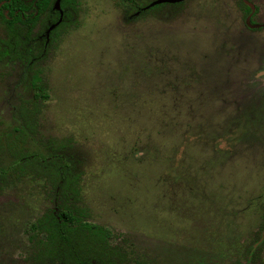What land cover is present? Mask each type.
<instances>
[{"label":"rangeland","instance_id":"374dc122","mask_svg":"<svg viewBox=\"0 0 264 264\" xmlns=\"http://www.w3.org/2000/svg\"><path fill=\"white\" fill-rule=\"evenodd\" d=\"M155 1L80 0L56 49L46 21L0 42V264H33L56 201L17 171L50 158L127 264H264L257 0Z\"/></svg>","mask_w":264,"mask_h":264},{"label":"trees","instance_id":"16d2710c","mask_svg":"<svg viewBox=\"0 0 264 264\" xmlns=\"http://www.w3.org/2000/svg\"><path fill=\"white\" fill-rule=\"evenodd\" d=\"M57 1L0 0V3L4 2L0 17L7 24L21 23L23 27L24 25L31 27L37 24L43 14L50 12V23L57 24L58 27L49 32L46 39L47 48L53 46L56 49L66 29L72 25L71 16L78 11L80 2L59 0L57 10L55 9ZM26 10H32V14L24 18ZM10 24V27H14ZM11 35L13 36L11 39L16 36L13 31ZM26 35L28 37L29 33L24 36ZM40 79V73L35 71L31 81L33 87H37ZM61 144L54 141L52 147L56 151ZM52 147H49L50 152ZM63 147L65 145L61 148ZM24 162L18 170L22 172L32 170L46 177L52 186L56 201V208L45 213L37 221V229L43 238L37 254L32 257L33 264H127L125 252L111 245L109 230L86 220L89 213L80 206L82 174L72 161L69 165L61 164L56 158L44 162L35 163L34 160Z\"/></svg>","mask_w":264,"mask_h":264},{"label":"flooded vegetation","instance_id":"af4514ba","mask_svg":"<svg viewBox=\"0 0 264 264\" xmlns=\"http://www.w3.org/2000/svg\"><path fill=\"white\" fill-rule=\"evenodd\" d=\"M123 1L124 2H128V1L132 2L133 0H128V1L127 0H123ZM157 1H160V0H157ZM157 1H155V2H157ZM3 3L4 2L0 3V10L2 8ZM163 3H171V2H163ZM163 3L154 4L153 6L160 5V4H163ZM241 4L245 8V11L249 12L252 9V6L246 0H241ZM57 5H59V0L55 4V9H57ZM79 5H80V2H79ZM158 7H160V6H157L155 8H158ZM57 10H59V8ZM29 14L30 15L32 14V10H26L25 13H24V18H26V16L29 15ZM49 14H50V12H46L45 14H43L40 17V19L38 20L37 24L34 25V26H31V27H30V25H24V27H23L21 23H16V24H10L9 23L10 25H14V27H10L9 24L4 22L2 20V18L0 17V26L5 27L4 29L6 30V35L4 37L0 38V42H1V44H3L2 45L3 46L2 49L12 50V51H16L17 49L24 50V47L31 40L33 32L39 27V25H41L42 23H45V21L48 22L49 25L50 24L52 26L55 25L56 28H57L58 27L57 24L50 23L51 21L49 20ZM26 22H27V20H26ZM262 30H264V0H257V34H258V38L259 39H264V34L262 35ZM11 31H13L16 34L14 39H11L13 37L11 35ZM23 33H24V35L29 33V36L27 37V35H26V37H25L23 35ZM21 40H24V42H22ZM15 58L16 59L19 58L17 56V54H16ZM31 81H32V79H31ZM263 81H264V54L261 57V59L259 60V62L257 63V84H258V87L261 88V89H264ZM27 172H28V170H24L23 172H22V170L21 171H17L18 174H25ZM50 210H53V209H49L45 213H47Z\"/></svg>","mask_w":264,"mask_h":264},{"label":"water","instance_id":"95a60500","mask_svg":"<svg viewBox=\"0 0 264 264\" xmlns=\"http://www.w3.org/2000/svg\"><path fill=\"white\" fill-rule=\"evenodd\" d=\"M179 0H160L155 2L154 4H159V3H163V2H178ZM59 8V5H57V9Z\"/></svg>","mask_w":264,"mask_h":264}]
</instances>
